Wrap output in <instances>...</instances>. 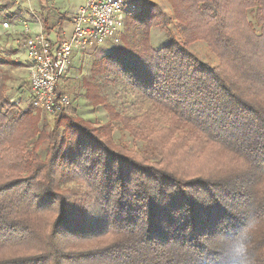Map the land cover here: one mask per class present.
I'll return each mask as SVG.
<instances>
[{"label":"trees","instance_id":"1","mask_svg":"<svg viewBox=\"0 0 264 264\" xmlns=\"http://www.w3.org/2000/svg\"><path fill=\"white\" fill-rule=\"evenodd\" d=\"M170 1L183 40L154 47L164 13L140 0L143 38L104 57L161 114L135 130L141 154L108 126L58 113L37 129V115L0 107V264H226L250 220L249 258L264 264V0ZM196 40L216 66L187 48Z\"/></svg>","mask_w":264,"mask_h":264},{"label":"rangeland","instance_id":"2","mask_svg":"<svg viewBox=\"0 0 264 264\" xmlns=\"http://www.w3.org/2000/svg\"><path fill=\"white\" fill-rule=\"evenodd\" d=\"M63 1L65 0H54L52 2L54 11L50 30H53L52 32L58 39L62 37V32L58 25V16L61 13L62 20H71L80 0H67L69 5L72 4L70 13L59 9V5H62ZM152 2L156 3L164 13L165 25L161 23L149 24L148 34L151 44L154 47L163 45L169 34L179 40H183L182 34L176 26L171 1L153 0ZM37 6L36 0H0V20L16 25L24 11L31 12L33 10L38 12ZM248 19L254 22L253 13L250 12L248 14ZM142 38L143 28L138 27V24L133 25L130 17L126 18L123 28L115 36L100 45H92L81 51V53L74 54L66 73L58 85L59 91L67 94L70 98L69 106L62 113L75 119H82L96 129L108 126L111 138L117 145L128 150L132 149L140 154L146 150L145 142L136 135L135 130H141L139 125L144 122L145 117H148L153 122H162L161 114L153 109L145 97L126 85L117 73L109 68L105 70L104 57L116 46L127 43L137 44ZM1 48L5 49V46ZM187 48L204 63L210 66L218 64L217 57L209 50L205 42L196 40L187 44ZM7 69L5 74L11 86L13 81H15L13 79L14 74L9 71V68ZM5 101L13 105L9 112L10 114L19 110L25 111L29 115L38 116L35 125L37 129L41 128L44 123H47L48 130L52 128L53 117L42 110H33L31 97L25 100L24 104L15 98L11 100L6 98ZM33 140L28 143L29 147ZM38 151L41 156L44 155L46 142H42L39 145ZM63 168L66 170L68 168L67 164H64ZM59 185L61 188L70 189L73 192L82 190L80 183L69 177H63Z\"/></svg>","mask_w":264,"mask_h":264},{"label":"built area","instance_id":"3","mask_svg":"<svg viewBox=\"0 0 264 264\" xmlns=\"http://www.w3.org/2000/svg\"><path fill=\"white\" fill-rule=\"evenodd\" d=\"M140 0H83L71 18L72 32L64 39L51 41L40 32L25 39L31 107L49 115L62 113L70 104L67 94L58 89L74 52L100 45L123 28L125 19L138 9ZM5 27L7 23L3 24Z\"/></svg>","mask_w":264,"mask_h":264},{"label":"crops","instance_id":"4","mask_svg":"<svg viewBox=\"0 0 264 264\" xmlns=\"http://www.w3.org/2000/svg\"><path fill=\"white\" fill-rule=\"evenodd\" d=\"M52 2H54V0H36L39 11H24L16 25L11 23L8 24L4 20H0V107L2 106L5 108L6 98L10 100L15 98L24 104V101L30 97L31 86L27 74L29 62L24 44L25 39L29 36L43 32L51 39V41L55 42L67 38L72 32L73 26L71 20H62V15L59 11L58 25L60 26L59 28L62 32V37L59 39L56 38V35L52 32L53 30H50L54 11V5H52ZM78 3L76 11L83 4V0L78 1ZM59 9L61 11L62 9L66 10L70 13L72 11V4L69 5V2L65 0L62 5H59ZM45 18L46 21H44ZM4 23H7L6 27L3 25ZM4 46L5 49H2L1 47ZM76 53H81V51L74 52V54ZM7 68H9V71L14 74L13 79H15V81H13V85L11 86L9 79L5 74L8 70Z\"/></svg>","mask_w":264,"mask_h":264},{"label":"clouds","instance_id":"5","mask_svg":"<svg viewBox=\"0 0 264 264\" xmlns=\"http://www.w3.org/2000/svg\"><path fill=\"white\" fill-rule=\"evenodd\" d=\"M254 230L255 222L251 220L240 229L226 249V264H252L249 258V249Z\"/></svg>","mask_w":264,"mask_h":264}]
</instances>
